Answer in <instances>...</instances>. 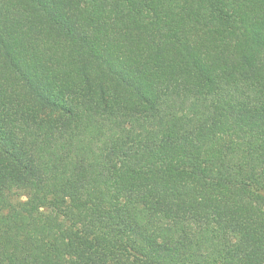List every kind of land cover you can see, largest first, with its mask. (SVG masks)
Masks as SVG:
<instances>
[{"label": "trees", "instance_id": "1", "mask_svg": "<svg viewBox=\"0 0 264 264\" xmlns=\"http://www.w3.org/2000/svg\"><path fill=\"white\" fill-rule=\"evenodd\" d=\"M0 264H264V0H0Z\"/></svg>", "mask_w": 264, "mask_h": 264}]
</instances>
